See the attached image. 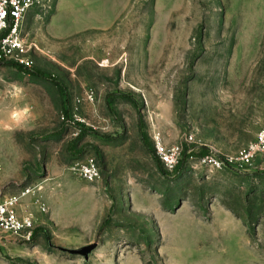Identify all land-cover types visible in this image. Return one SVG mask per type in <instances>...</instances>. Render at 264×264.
<instances>
[{"label":"rangeland","instance_id":"1","mask_svg":"<svg viewBox=\"0 0 264 264\" xmlns=\"http://www.w3.org/2000/svg\"><path fill=\"white\" fill-rule=\"evenodd\" d=\"M23 36L34 66L0 65V190L47 212L28 206L30 244L0 233V264H264V172L199 164L264 128V0H45Z\"/></svg>","mask_w":264,"mask_h":264},{"label":"built area","instance_id":"2","mask_svg":"<svg viewBox=\"0 0 264 264\" xmlns=\"http://www.w3.org/2000/svg\"><path fill=\"white\" fill-rule=\"evenodd\" d=\"M44 2L45 0H0V65L27 69L34 66L31 53L36 46L26 42L23 30L31 12L43 6ZM87 99L94 102V93L89 92ZM156 150L167 168L172 169L179 162V148L165 149L160 139H156ZM199 164L216 171H239L252 167L264 172V128L257 134L255 142L237 155L220 157L210 154L201 158ZM72 170L89 183L101 178L100 167L93 157L77 161ZM29 205L36 207L39 213L47 212L46 203L33 186L20 188L16 193L0 190V233L16 242L30 244L34 240L36 220L29 212Z\"/></svg>","mask_w":264,"mask_h":264},{"label":"water","instance_id":"3","mask_svg":"<svg viewBox=\"0 0 264 264\" xmlns=\"http://www.w3.org/2000/svg\"><path fill=\"white\" fill-rule=\"evenodd\" d=\"M92 249H93L92 247H88L83 250H66V249H60V250L64 253H68L71 255H84L85 258H87Z\"/></svg>","mask_w":264,"mask_h":264},{"label":"trees","instance_id":"4","mask_svg":"<svg viewBox=\"0 0 264 264\" xmlns=\"http://www.w3.org/2000/svg\"><path fill=\"white\" fill-rule=\"evenodd\" d=\"M66 98V97H65ZM67 99V98H66Z\"/></svg>","mask_w":264,"mask_h":264}]
</instances>
